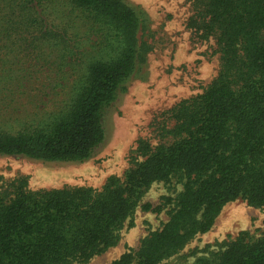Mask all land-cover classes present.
<instances>
[{"label":"trees","instance_id":"16d2710c","mask_svg":"<svg viewBox=\"0 0 264 264\" xmlns=\"http://www.w3.org/2000/svg\"><path fill=\"white\" fill-rule=\"evenodd\" d=\"M186 27L219 66L201 93L154 121L123 177L100 189L31 190L0 176V264H87L137 209L168 220L111 264H161L241 199L264 207V0H188ZM137 11L123 0H0V156L83 163L106 110L146 62ZM182 190L157 206L154 183ZM194 264H264V237L241 232Z\"/></svg>","mask_w":264,"mask_h":264},{"label":"rangeland","instance_id":"374dc122","mask_svg":"<svg viewBox=\"0 0 264 264\" xmlns=\"http://www.w3.org/2000/svg\"><path fill=\"white\" fill-rule=\"evenodd\" d=\"M139 17V42L149 51L106 110L102 124L104 141L83 163H45L19 156H0L4 180L27 178L31 190L63 187L100 189L111 176L122 178L139 140L156 143L154 121L179 101L190 98L215 78L218 56L212 40L198 41L186 27L191 15L188 0H123ZM182 186L176 182L154 183L142 202L157 206L163 197L174 198ZM168 220L166 211L137 209L119 232L118 243L94 256L87 264H111L128 250L136 251L140 241ZM247 232L252 240L264 237V207L252 208L241 199L226 204L213 226L196 236L183 250L161 264H194L219 246Z\"/></svg>","mask_w":264,"mask_h":264}]
</instances>
